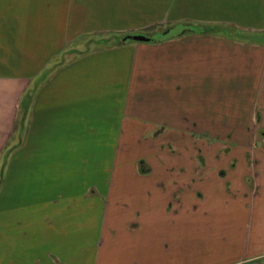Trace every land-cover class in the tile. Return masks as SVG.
<instances>
[{
	"label": "crops",
	"instance_id": "1",
	"mask_svg": "<svg viewBox=\"0 0 264 264\" xmlns=\"http://www.w3.org/2000/svg\"><path fill=\"white\" fill-rule=\"evenodd\" d=\"M263 32L264 0H0V264H99L117 235L120 264H178L159 205L182 185L137 183L160 172L155 143L191 138L194 79H229L225 53L264 92ZM252 177L259 219L264 166L243 172L245 198Z\"/></svg>",
	"mask_w": 264,
	"mask_h": 264
},
{
	"label": "rangeland",
	"instance_id": "2",
	"mask_svg": "<svg viewBox=\"0 0 264 264\" xmlns=\"http://www.w3.org/2000/svg\"><path fill=\"white\" fill-rule=\"evenodd\" d=\"M202 26L211 27L193 24V31ZM217 30L228 37H247V32H237L236 29L229 36L228 27ZM262 36L264 38V32ZM227 54H224L226 65L230 71L236 69L238 64L231 62L230 56L227 60ZM230 71L229 79H214L211 76L194 79L193 114L196 113V116L189 131L191 138L163 142L158 146L155 143L156 156L151 159L150 165L160 172L137 183L149 184L156 178L166 177L176 178V183L182 185L180 201L159 205L162 213L160 221L165 224L163 229L177 232H174L176 244L172 255L175 259L177 257L178 264H264V217L257 219L256 214L261 212L256 207L254 214L251 207V201L259 191L257 177H252L247 186L249 195L246 198L240 183L243 172H248L250 168L253 173L254 168L264 166V92L261 95L254 92L257 89L254 83L259 81L258 78L248 77L243 71L240 74ZM245 83L249 85L245 86ZM196 87L201 89L195 92ZM258 106L261 120L254 124L253 114L258 118ZM225 121V126L213 125L214 122L220 124ZM206 123L211 126H202ZM196 124L198 127H195ZM139 146L146 156L152 153L148 143H140ZM200 152H203L204 158ZM3 160L0 159V169ZM193 164L200 170L193 173ZM203 172L209 176L202 178ZM246 177L248 185V175ZM167 183L170 184V181ZM193 189H201V192L198 191L203 197L197 196V190ZM171 221H175V225L166 227ZM121 240L119 235L113 243L104 238L99 264H120L119 259L124 258V254H107L106 249L117 247ZM247 245L261 255L249 257L253 255L244 253ZM104 257L118 260L103 262ZM84 264L93 263L87 259Z\"/></svg>",
	"mask_w": 264,
	"mask_h": 264
},
{
	"label": "trees",
	"instance_id": "3",
	"mask_svg": "<svg viewBox=\"0 0 264 264\" xmlns=\"http://www.w3.org/2000/svg\"><path fill=\"white\" fill-rule=\"evenodd\" d=\"M211 27H203V28H199L198 30H194L195 32L199 31V32H212V31H217V29H221L220 27H217L215 25H210ZM225 31V30H224ZM233 29L231 30L230 28H228V35L230 36V32H232Z\"/></svg>",
	"mask_w": 264,
	"mask_h": 264
},
{
	"label": "water",
	"instance_id": "4",
	"mask_svg": "<svg viewBox=\"0 0 264 264\" xmlns=\"http://www.w3.org/2000/svg\"><path fill=\"white\" fill-rule=\"evenodd\" d=\"M133 39V40H139V41H144V40H148L149 38L143 36V35H127L126 37H124L123 39Z\"/></svg>",
	"mask_w": 264,
	"mask_h": 264
}]
</instances>
